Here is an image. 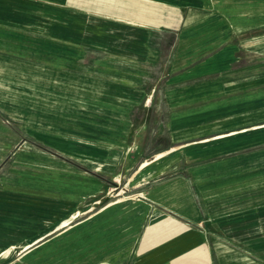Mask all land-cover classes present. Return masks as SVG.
<instances>
[{"label":"crops","instance_id":"1","mask_svg":"<svg viewBox=\"0 0 264 264\" xmlns=\"http://www.w3.org/2000/svg\"><path fill=\"white\" fill-rule=\"evenodd\" d=\"M61 21L81 22L80 31L69 30L68 44L61 43ZM125 51L159 102L165 152L180 154L188 173L148 188L137 184L148 202L141 203L143 217L151 209L161 213L138 244V264H213L210 239L219 241L220 232L229 234L222 244L256 242L264 228V167L260 174L241 172L243 188L229 182L243 179L233 177L236 165L264 164V0H0V170L13 148L7 121L22 124L32 97L19 90L25 77L19 70L45 58L60 67L61 52L75 62L69 67L93 68L92 52L102 62ZM76 52L88 55L80 60ZM24 154L16 153L15 167L26 166ZM77 175L92 180L76 171L69 177ZM208 181H216L211 190ZM16 182L0 177V264H27L58 251L55 233L64 227L53 223L45 232L43 189ZM242 190V201L234 200Z\"/></svg>","mask_w":264,"mask_h":264},{"label":"rangeland","instance_id":"2","mask_svg":"<svg viewBox=\"0 0 264 264\" xmlns=\"http://www.w3.org/2000/svg\"><path fill=\"white\" fill-rule=\"evenodd\" d=\"M57 27L61 43L68 44L69 30L80 31L81 22L61 21ZM75 55L82 60L88 54ZM119 55L120 59L116 52L108 53L102 62H94L100 55L92 52L91 62L96 67L85 68L77 62L72 68L69 65L75 62L69 63L68 54L61 52L60 67L52 68L57 60L45 58L19 70L25 76L19 90L32 97L22 124L7 121L13 130V148L1 166L0 177L10 183L20 179L31 188L37 182L35 175L38 179L43 175L37 183L44 193L45 226L50 227L45 232L53 229V223L60 226L69 219L55 233L59 250L48 249L40 260L30 258L27 264H138V244L148 225L161 213L155 215L151 209L143 217L141 203L148 202L140 196L137 184L147 182L143 188H148L188 174L182 170L186 163L184 158L181 162L179 153L178 157L174 153L176 157L168 163H153L158 155L167 153L166 134L158 126L163 119L155 112L159 102L151 99V84L141 82L143 70L133 67L132 54ZM35 95L44 98L38 100ZM20 149L27 154L23 155L27 156L26 166L22 162L15 167L13 161ZM150 161V166L141 168ZM263 167L260 163L236 165L233 177L243 178V171L260 174ZM19 169L20 178L15 176ZM73 171L92 180L85 175L69 177ZM221 174L228 176L224 170ZM215 182L208 181L205 187L211 190ZM229 183L243 188L246 181L243 178ZM216 185L222 187L223 183ZM232 198L242 201L243 190ZM73 215L76 217L72 219ZM260 232V239L250 245L222 244L229 234L221 232L219 241L213 236V264H264V228Z\"/></svg>","mask_w":264,"mask_h":264},{"label":"bare ground","instance_id":"3","mask_svg":"<svg viewBox=\"0 0 264 264\" xmlns=\"http://www.w3.org/2000/svg\"><path fill=\"white\" fill-rule=\"evenodd\" d=\"M220 137V136H219ZM172 152H174V150H172V151H170L169 153H165V154H160V155H158L155 159H154V162H155V164H158L159 162H161L165 157H168V156H170V155H172L173 153ZM161 158V159H160ZM160 159V160H159ZM159 161V162H158ZM153 162V163H154ZM152 164V162H149V163H147V162H145L142 166H141V168H143V167H148V166H150ZM98 167H100V166H98ZM149 176H151V174H148V177ZM76 217V215H73L71 218L73 219V218H75ZM68 222H69V219L68 220H65V221H63V223H61V225L60 226H66L67 224H68Z\"/></svg>","mask_w":264,"mask_h":264}]
</instances>
